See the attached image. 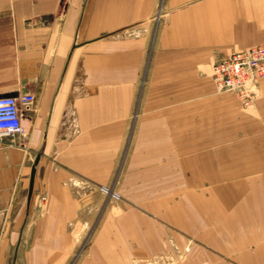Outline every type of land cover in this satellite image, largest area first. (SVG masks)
<instances>
[{"label": "crops", "instance_id": "0c3cea01", "mask_svg": "<svg viewBox=\"0 0 264 264\" xmlns=\"http://www.w3.org/2000/svg\"><path fill=\"white\" fill-rule=\"evenodd\" d=\"M257 45L264 0H0V98L34 97L0 264H264V75L248 109L210 79Z\"/></svg>", "mask_w": 264, "mask_h": 264}, {"label": "built area", "instance_id": "2783aa9c", "mask_svg": "<svg viewBox=\"0 0 264 264\" xmlns=\"http://www.w3.org/2000/svg\"><path fill=\"white\" fill-rule=\"evenodd\" d=\"M263 75L264 45L242 51L230 50L212 64L210 71L214 90L233 95L242 109L252 106L255 89ZM33 102L34 97L28 93L0 98V140L13 139L24 133L20 114L28 110ZM187 250L185 248L184 253Z\"/></svg>", "mask_w": 264, "mask_h": 264}, {"label": "water", "instance_id": "95a60500", "mask_svg": "<svg viewBox=\"0 0 264 264\" xmlns=\"http://www.w3.org/2000/svg\"><path fill=\"white\" fill-rule=\"evenodd\" d=\"M31 183H32V173H31L30 179H29L28 193H30V190H31Z\"/></svg>", "mask_w": 264, "mask_h": 264}, {"label": "rangeland", "instance_id": "374dc122", "mask_svg": "<svg viewBox=\"0 0 264 264\" xmlns=\"http://www.w3.org/2000/svg\"><path fill=\"white\" fill-rule=\"evenodd\" d=\"M84 244H85V241L82 242V244L80 246V249L83 247Z\"/></svg>", "mask_w": 264, "mask_h": 264}]
</instances>
